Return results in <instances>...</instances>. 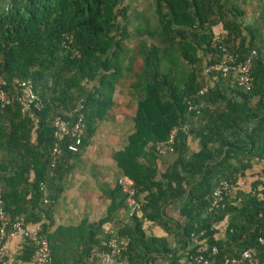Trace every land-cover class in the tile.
<instances>
[{
    "label": "trees",
    "instance_id": "1",
    "mask_svg": "<svg viewBox=\"0 0 264 264\" xmlns=\"http://www.w3.org/2000/svg\"><path fill=\"white\" fill-rule=\"evenodd\" d=\"M132 1L7 0L0 11L4 90L11 97L22 98L21 85L25 84L35 97L25 114L16 98L6 107L0 104V200L4 211L13 221L24 217L30 224L41 225L49 242L50 264H60L70 254L78 264H87L91 250L107 238L103 222L117 211L126 213L125 200L117 187L103 222L48 234L50 212L41 185L51 174L59 176L63 167L60 159L51 167L52 125L56 118L68 119L83 105L85 132L79 154L113 109L116 87L127 85L135 105L133 130L112 159L120 177L133 183L142 216L116 231L117 236L129 239L123 259L128 264H148V257L155 254L169 256L170 264H181L185 254L184 264H193L196 248L191 234L204 232L210 264L239 258L248 249L258 264H264V245L259 243L264 238V166L254 175L248 192L237 188L255 161L264 164V63L252 45L253 31L247 29L248 35L243 34L238 21L243 11L237 6L229 8L226 0H153L157 27L150 32L148 19L129 30ZM218 28L226 37L213 47ZM221 48L237 63L251 60L252 88L248 92L238 88L231 100L208 87L206 80L222 76H203L207 66L221 61ZM206 89L208 103L223 102L224 107L202 111V127L194 133L201 150L186 160V135L178 134L172 153L177 155L176 166L158 176L156 148L169 139L173 128L186 124L188 106L199 111V92ZM63 152L76 155L66 148ZM221 181L232 190L212 214L208 212L211 194ZM175 200H182L180 212L185 218L183 225H176L180 249L153 248L157 241L146 239L142 222H153L168 232L163 208ZM222 228L224 235L217 239ZM58 233H75L80 243L75 250L65 243L57 245L54 238ZM213 247L218 250L215 256L210 254ZM33 254V246L25 241L18 261L28 263Z\"/></svg>",
    "mask_w": 264,
    "mask_h": 264
},
{
    "label": "crops",
    "instance_id": "2",
    "mask_svg": "<svg viewBox=\"0 0 264 264\" xmlns=\"http://www.w3.org/2000/svg\"><path fill=\"white\" fill-rule=\"evenodd\" d=\"M226 5L231 8L237 6L243 11V16L238 21L242 25L244 36L248 35L247 29H251L255 35L252 45L259 54L264 63V0H226ZM7 0H0V11L4 10ZM133 13V12H132ZM134 21V20H133ZM132 23V21L130 22ZM135 23H133L134 26ZM220 32V28L216 30ZM252 39H248L250 41ZM256 41V43H255ZM208 87L217 90L226 100H231L233 92L239 87L236 84L235 76L227 78L211 77L208 80ZM127 84V83H126ZM236 84V85H235ZM237 86V87H236ZM127 85L116 87L113 95V109L109 112L111 121L108 123L106 118L96 131L94 137L88 146L76 155H66L62 153L60 158L63 165L59 176L50 175L45 184V196L49 201L48 210L50 212V222L48 225V234H53L57 229H78L81 225L97 224L103 222L107 216V209L111 203L110 195L117 190V180L120 177L119 171L112 159L114 153L121 150L126 142L127 137L133 130L131 119L134 115L135 105L129 99ZM209 92L200 96L202 100L199 114L193 115L187 112L186 126V143L188 151L186 160H189L193 154L201 150L199 139L194 133L202 127L200 124L202 111L210 108L224 107L220 102L212 106L208 103ZM108 117V116H107ZM177 155L169 153L158 158L156 168L158 176L167 171H171L176 166ZM264 164L254 162L253 169L246 172L244 178L237 183V188L241 191L248 192L254 183L256 175ZM167 185V182H164ZM182 200L169 201L163 208V220L167 221L169 231L167 232L159 225L153 222H142V231L146 239L156 240L153 248L159 250L179 251V238L177 237L178 227L183 225L185 218L181 215L180 209ZM123 222L120 224V222ZM127 223L126 213L117 211L113 213L110 221L102 224V232L107 235L109 231H119ZM223 228L218 230L217 239L223 237ZM58 233L54 239L57 245L66 244L71 250L76 249L80 238L75 233L65 234ZM82 239V238H81ZM25 241L19 237L12 238L7 243V252L9 259L6 264H31L20 263L18 257L22 252ZM80 249V246L78 247ZM166 257V258H165ZM172 257V254H171ZM169 256L153 255L148 257V264H170ZM76 258L71 254L65 256V260L60 264H78ZM186 255H182L181 264L185 263ZM80 264V263H79ZM87 264L88 261H87Z\"/></svg>",
    "mask_w": 264,
    "mask_h": 264
},
{
    "label": "built area",
    "instance_id": "3",
    "mask_svg": "<svg viewBox=\"0 0 264 264\" xmlns=\"http://www.w3.org/2000/svg\"><path fill=\"white\" fill-rule=\"evenodd\" d=\"M226 37L225 32H220L212 41V46L215 47L216 43L221 42ZM70 41V39H68ZM223 57L220 62L207 66L203 70V76L208 79L213 74H219L223 78L230 75L235 76V81L239 89L248 92L252 88L251 78V60L244 62H236V59L229 53L221 48ZM6 83L0 79V104L2 107L10 105L15 98L19 101L22 113L25 114L30 110V105L34 103L35 97L29 86L22 84L24 97L17 98L9 96L4 90ZM205 94V90L199 92V96ZM37 108L38 106L35 105ZM83 105L79 104L68 116V119L56 118L53 122V136L55 139L54 146L51 150L52 163L51 167L54 168L57 161L61 158L63 149L66 148L70 153L76 154L79 152V147L82 143V138L85 132L84 115L81 113ZM188 113L199 111L193 107L188 106ZM186 135L188 128L186 125L175 127L171 130L169 139L159 145L156 151L159 156L173 153L174 141L178 134ZM67 143V145H66ZM117 186L124 197L126 204V220L133 218H140L142 216V204L137 193L134 189L133 183L126 177H119ZM264 189V188H263ZM41 190L45 192V185H41ZM232 190L231 185L225 181H221L212 191L209 213L216 214L221 207V200L225 194H229ZM44 204L48 205L47 198L44 199ZM216 225L213 224L212 228L215 229ZM205 233L191 234V240L196 248V255L193 258V264H210V260L205 256L207 251V240L204 238ZM19 237L24 241L29 242L34 248V254L30 260L31 264H50L51 253L49 249V242L47 234L43 232L41 225L30 224L26 222L24 217L12 220L11 216L3 209L0 200V262L9 259L7 252V243L12 239ZM259 243L264 245V238L259 240ZM129 248V239L117 236L115 231H109L107 238L101 240L99 246L94 247L88 257L89 264H128L123 255ZM217 248L210 249L211 256L217 255ZM222 264H258L257 259L254 257L251 250H245L239 258L224 259Z\"/></svg>",
    "mask_w": 264,
    "mask_h": 264
},
{
    "label": "rangeland",
    "instance_id": "4",
    "mask_svg": "<svg viewBox=\"0 0 264 264\" xmlns=\"http://www.w3.org/2000/svg\"><path fill=\"white\" fill-rule=\"evenodd\" d=\"M152 1L153 0H133L132 1L131 7L133 10V13H131L132 11H130L129 13V16L131 17L130 20L132 21V23H129V30H132L136 26L138 27L140 25V20H147V19H148V29L150 30V32H153L155 30V28L157 27V20L152 11ZM136 17H137V20L135 21L136 23L133 26V23H134L133 20ZM142 26L145 27L144 22ZM107 120H108V123H110V121L112 120L111 115H108Z\"/></svg>",
    "mask_w": 264,
    "mask_h": 264
}]
</instances>
